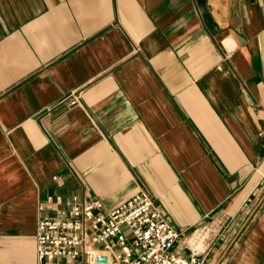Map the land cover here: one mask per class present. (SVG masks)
Segmentation results:
<instances>
[{
	"label": "crops",
	"instance_id": "obj_1",
	"mask_svg": "<svg viewBox=\"0 0 264 264\" xmlns=\"http://www.w3.org/2000/svg\"><path fill=\"white\" fill-rule=\"evenodd\" d=\"M140 190L264 264V0H0V264H37L49 195Z\"/></svg>",
	"mask_w": 264,
	"mask_h": 264
},
{
	"label": "built area",
	"instance_id": "obj_2",
	"mask_svg": "<svg viewBox=\"0 0 264 264\" xmlns=\"http://www.w3.org/2000/svg\"><path fill=\"white\" fill-rule=\"evenodd\" d=\"M38 210L46 215L37 222V264H206L208 232L183 236L146 190L112 209L98 198L49 195Z\"/></svg>",
	"mask_w": 264,
	"mask_h": 264
},
{
	"label": "bare ground",
	"instance_id": "obj_3",
	"mask_svg": "<svg viewBox=\"0 0 264 264\" xmlns=\"http://www.w3.org/2000/svg\"><path fill=\"white\" fill-rule=\"evenodd\" d=\"M208 228H203V229H201L200 231H198V234H200L201 233V235H205V234H207V232H208ZM203 233V234H202Z\"/></svg>",
	"mask_w": 264,
	"mask_h": 264
},
{
	"label": "rangeland",
	"instance_id": "obj_4",
	"mask_svg": "<svg viewBox=\"0 0 264 264\" xmlns=\"http://www.w3.org/2000/svg\"><path fill=\"white\" fill-rule=\"evenodd\" d=\"M206 264H213V263H211V261H208V263H206Z\"/></svg>",
	"mask_w": 264,
	"mask_h": 264
}]
</instances>
